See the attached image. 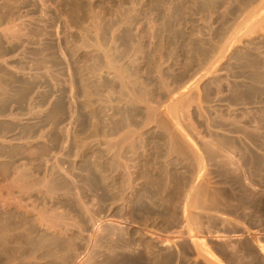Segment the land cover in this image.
<instances>
[{
  "label": "rangeland",
  "instance_id": "obj_1",
  "mask_svg": "<svg viewBox=\"0 0 264 264\" xmlns=\"http://www.w3.org/2000/svg\"><path fill=\"white\" fill-rule=\"evenodd\" d=\"M4 3L8 18L6 20L2 18ZM95 26L99 35L94 34L96 33ZM151 31L154 35H151ZM97 35L100 40L95 42L98 40L95 38ZM11 36L15 37L14 40H11ZM114 40L117 44L114 45L115 47L112 45L115 44ZM130 40L132 42L129 43ZM0 41V167L5 161V164L11 166V180L13 173H16L15 168L23 169L25 165H31L22 170H28L23 173L30 177H24L26 196L24 194L25 197L22 196V201L29 204H24L29 210H25L23 204L20 208L17 204L15 205L18 202L14 200V194L15 197L18 195L16 190L13 191V195L11 194V201L8 200L12 202L13 198L15 203L12 202L13 204H7L4 207L0 203L2 217L4 215L7 217L4 219L8 222H6L7 227L15 228V230L12 229L11 240L5 245V249L1 250L0 264H15L16 262L22 264L20 255L26 254L32 248L27 243H21L18 246L16 242L17 240L26 241L37 232L47 238H52L55 246L48 250L47 244H44L47 253L43 255L41 251L35 250L34 259L36 261H32V264H115L117 260L119 264H264V0H0ZM109 41L114 42L110 44ZM99 43L103 46H101L102 50L98 49L100 46L97 44ZM183 45L186 47L184 48ZM108 48H111L109 53L113 50L110 56H114L115 51L122 50L120 51L122 54L117 51L118 54L115 52V57L112 56V59L115 58L114 62L120 63L122 59H126L121 63L122 66L125 64L123 67L114 63L115 70L118 68L128 70L126 71L129 75L128 79L130 78L133 84L145 85V88L144 85L137 88L135 85L127 84L128 91L133 87V90L139 94L142 88L146 89L140 94L143 102L140 101L141 99L136 100L143 106L135 101H126L129 100L128 96L126 97L128 99L123 98L125 101L122 99L125 94L124 90L121 85L117 86L119 81L113 80L114 75L110 77L115 70L113 66L112 71L105 64L106 58L104 57L109 54L106 52ZM157 48L160 49L157 50ZM25 49L29 53L27 50L24 51ZM37 49L41 51L39 53L40 55L42 53L43 57L42 55L38 57ZM212 53H215L216 62L215 67L209 68L214 63L210 60L215 58ZM159 55L164 59L163 62H160ZM117 57L120 59L116 60ZM127 57L130 58L132 64ZM157 63L160 64L157 65ZM209 64L211 65L208 66ZM105 65L109 69H102ZM158 69H162L163 72ZM109 70H111L110 74ZM157 72L163 74L159 76ZM193 72L199 76L202 74L201 78L197 75L199 81L195 78L196 75L193 76ZM2 76H5L6 81ZM162 76L167 79H163ZM190 78H192L191 82ZM182 82L187 83L189 88L194 85L191 87L194 89L197 84L198 92L191 88L186 91V85L180 87ZM71 83L75 86L73 87ZM98 83L109 87L105 86L104 88H107L104 89ZM162 83L164 86L170 83L169 86L172 84L173 87H166V89ZM162 88L167 90L168 93L163 89L166 95ZM128 91L126 90V93ZM143 92L146 93L144 95L149 103L153 104L151 107L153 110L161 103L165 106L160 105L164 111L167 108L165 104H170L168 103L170 101L174 105L177 103L176 107L183 102L181 104H184V107H180L182 112L180 108L175 110L183 114L179 116L184 117V121L178 124L181 119L178 114L175 116L179 119L173 120L176 117L172 110L169 115L166 111L162 112L157 108L155 111H160V114L154 116L156 112L150 111V116V105L146 99L147 102H145ZM176 92L184 94L182 96V93L176 94ZM178 95H181V98ZM39 97L41 99H38ZM72 97H75L74 100L71 99ZM17 101L20 103L17 104ZM87 105L89 109L86 108ZM147 105L149 106L145 109ZM16 108L18 110H15ZM143 108L148 110L149 114ZM69 109L74 111H69ZM90 109L93 112L89 111ZM47 110L54 112L47 114ZM98 112V116L96 115L97 117L95 116L93 120V114ZM104 113L108 114V117ZM15 114L17 116H14ZM124 114L128 115L125 116V118L128 117L126 120L129 119L127 122ZM163 114L164 116L168 114V121L171 119L176 121L175 123L172 121L171 125L170 122L169 125L167 124L171 128L170 132L173 131L174 134L172 132V134H166L161 127H156L157 124L153 118H157L158 115L166 119L167 117H163ZM53 116H56V119ZM148 116L153 117L151 118L154 122H152L153 126L149 125L151 121H147ZM105 118L109 121L106 119L104 123ZM142 121L148 124L145 123V125ZM168 121L165 120V123ZM192 122L196 123L197 129L194 127V132L191 131L193 130ZM7 123L9 127L11 126L10 129ZM142 123L146 128L149 125L150 130L143 131L146 128L142 126ZM174 124L182 125L180 129L185 128L184 132L178 128V125L172 127ZM138 127L142 128L141 131ZM176 127L180 130H178L179 134L181 132L182 135L185 133L187 135L179 137V134L174 132ZM107 128H110L112 133L110 131V133H104ZM136 129H138L137 133L132 134L135 136L132 138L129 131L135 133ZM196 131L199 132L197 135ZM119 132L120 137L118 135L115 138ZM124 132L135 141H129V136L126 134H124L126 138L121 137ZM170 135H178L179 141L176 139L177 142H180L179 138L182 141L187 136L186 138L192 139L190 140L193 143L188 141L193 146L186 145L189 142L184 139L186 141L181 142L183 154L178 148V153L181 154L177 155L174 150L177 147H172L170 144L172 142H168ZM23 140L30 142V145L26 141L23 143ZM118 140L121 146L120 143L117 145ZM42 144L48 146L49 149L51 147V150L47 153L48 156L38 157L41 161L36 158L34 159L36 162L33 160L34 162L30 163L18 152L25 147L43 146ZM106 144L115 150L112 149L110 152L111 149L109 150ZM130 144L135 145L131 147L134 149H129ZM82 145L86 148L85 150L82 148L83 155L80 154L79 158H75V154H69L66 151L69 148L81 151ZM116 145L119 147H117L119 155L116 153ZM168 147L172 148L168 150ZM125 148L128 150L125 151ZM52 154L57 156V159ZM69 157H74L75 160ZM113 157L117 162L119 161L115 168L108 166ZM51 170L54 171L51 172ZM61 170L66 172L62 173ZM109 172L115 174H109ZM66 173H68L67 176ZM90 173L101 180L99 188H93L90 185L88 179ZM56 177L67 179L69 189L58 187L55 190L52 188ZM45 178L50 183L45 181ZM0 179L1 184L3 180L1 177ZM32 181L35 188L42 185L41 182L47 183H43L42 188L40 186L37 191L34 190V186L30 185L33 184ZM28 187L32 190L26 189ZM83 188H89L88 192L83 193ZM66 190L70 191L69 194ZM78 192L81 196L77 195ZM16 199L18 200V197ZM50 199L52 201H49ZM54 200L59 202H54ZM32 203L37 204L32 206ZM36 205L37 211H34ZM31 208L33 211L30 210ZM7 211L11 215L15 213V216L25 217L28 223L20 224L19 222L18 224L19 218L13 215L12 218L8 217ZM29 212L33 214H30V217ZM14 254L15 257L17 256L15 261H9ZM40 256L43 259H40Z\"/></svg>",
  "mask_w": 264,
  "mask_h": 264
},
{
  "label": "bare ground",
  "instance_id": "obj_2",
  "mask_svg": "<svg viewBox=\"0 0 264 264\" xmlns=\"http://www.w3.org/2000/svg\"><path fill=\"white\" fill-rule=\"evenodd\" d=\"M170 1H171V0H170ZM5 2H6V1H5ZM142 2H143V1H142ZM176 2H177V1H176ZM137 3H138V2H137ZM178 3H179V2H178ZM173 4H174V3H173ZM137 5H138V4H137ZM167 5H168V3L166 4V6H167ZM169 5H170V3H169ZM2 6L4 7V11L2 12V14H3L2 18L6 20V19H8V18H7V10L5 9V8H6L5 3H4V5H2ZM14 6H15V5H14ZM139 6H140V5H139ZM161 6H162V5H161ZM162 7H164V6H162ZM168 8H170V6H169ZM178 8H179V7H178ZM197 8H198V7H197ZM176 9H177V8H176ZM171 10H172V9H171ZM166 11H168V10H166ZM166 11H165V12H166ZM169 11H170V10H169ZM184 11H185V10H184ZM8 12H9V11H8ZM165 12H164V14H165ZM136 14H138V13H136ZM162 14H163V13H162ZM168 14H169V13H168ZM168 14H167V15H168ZM184 14H185V13H184ZM8 15H9V14H8ZM131 15H133V14H131ZM135 16H136V15H135ZM137 16H138V15H137ZM165 16H166V15H165ZM174 16H175V15H174ZM184 19H185V18H184ZM152 20H153V19H152ZM154 20H156V19H154ZM165 20H166V19H165ZM198 20H199V19H198ZM191 21H192V20H191ZM11 22H13V21H11ZM174 22H175V21H174ZM198 22H199V21H198ZM9 23H10V22H9ZM15 23H16V22H15ZM154 23H155V21H154ZM157 23H158V22H157ZM194 23H195V22H194ZM13 24H14V23H13ZM64 24H65V23H64ZM178 24H179V23H178ZM192 24H193V22H192ZM192 24H191V25H192ZM195 24H196V23H195ZM94 25H96V24H94ZM149 25H150V24H149ZM185 25H186V24H185ZM193 25H194V24H193ZM6 26H7V25H6ZM11 26H12V25H11ZM129 26H130V25H129ZM131 26L133 27V25H131ZM152 26H153V25H152ZM157 26H158V25H156V27H157ZM173 26H174V25H173ZM179 26H180V25H179ZM179 26H177V27H179ZM196 26H197V25H196ZM198 26H199V25H198ZM22 27H23V26H22ZM132 27H130V29H131ZM158 27H159V26H158ZM2 28H3V27H2ZM7 28H9V26H7ZM142 28H143V27H142ZM169 28H170V27H169ZM184 28H185V27H184ZM191 28H192V27H191ZM5 29H6V28H4V30H5ZM11 29H12V27H11ZM11 29H7V30H8V31H9V30L12 31ZM95 29H96V31H95ZM95 29H94V31H95L96 33H94V34H98V35H99V31L97 30L96 26H95ZM150 29H151V28H150ZM174 29H175V28H174ZM196 29H197V28H196ZM198 29H199V27H198ZM7 30H6V31H7ZM68 30H69V29H68ZM133 30H135V29H133ZM133 30H132V31H133ZM147 30H148V29H147ZM153 30H155V29H153ZM18 31H19V30H18ZM65 31H66V30H65ZM195 31H196V30H195ZM197 31H198V30H197ZM3 32H4V31H3ZM16 32H17V31H16ZM19 32H20V31H19ZM134 32H135V31H134ZM184 32H185V31H184ZM187 32H188V31H187ZM198 32H200V31H198ZM5 33H7V32H5ZM157 33H158V32H157ZM190 33H191V32H190ZM193 33H194V32H193ZM193 33H192V34H193ZM11 34H12V32H11ZM66 34H67V33H66ZM125 34H126V33H125ZM152 34H153V32L151 31V35H152ZM197 34H198V33H197ZM197 34H196V35H197ZM9 35H10V34H9ZM9 35H8V37H9ZM24 35H25V34H24ZM98 35H97L95 38H97ZM127 35H129V34L127 33ZM142 35H143V34H142ZM153 35H154V34H153ZM163 35H164V34H163ZM14 36H15V35H14ZM17 36H18V35H17ZM172 36H173V35H172ZM188 36H190V35H188ZM191 36H192V35H191ZM193 36H194V34H193ZM197 36H198V35H197ZM11 37H12V36H11ZM35 37H36V36H35ZM112 37H113V36H112ZM128 37H129V36H128ZM151 37H152V36H151ZM168 37H169V36H168ZM184 37H185V36H184ZM13 38H15V37H12L11 40H14ZM18 38H20V37H18ZM18 38H17V39H18ZM125 38H126V37H125ZM130 38H131V37H130ZM162 38H163V37H162ZM97 39H98V38H97ZM111 39H112V38H111ZM111 39H110V40H111ZM126 39H127V38H126ZM163 39H164V38H163ZM192 39H193V38H192ZM194 39H195V38H194ZM197 39H198V38H196V40H197ZM99 40H100V39H98L97 41L95 40V42H98ZM115 40H116V39H115ZM115 40H114V41H115ZM128 40H129V39H128ZM8 41H9V40H8ZM15 41H16V40H15ZM65 41H66V40H65ZM111 41H112V40H111ZM111 41H109L110 44H112V43L114 42V41H113V42H111ZM126 41H127V40H126ZM153 41H154V40H153ZM0 42H1V41H0ZM13 42H14V41H13ZM69 42H70V41H69ZM130 42H132V40H130L129 43H130ZM124 43H125V42H124ZM163 43H164V41H163ZM186 43H187V42H186ZM7 44H8V43H7ZM11 44H12V43H11ZM9 45H10V44H9ZM13 45H14V44H13ZM98 45L100 46L99 48L97 47ZM112 45H113V46H114V45L116 46V45H117V44H116V41H115V44H112ZM160 45H161V44H160ZM160 45H159V46H160ZM163 45H164V44H163ZM166 45H167V43H166ZM166 45H165V46H166ZM6 46H8V45H6ZM37 46H38V45H37ZM95 46H96V45H95ZM97 46H96V47H97L98 49H100L101 46H102V44L99 43V44H97ZM115 46H114V47H115ZM187 46H188V45H187ZM102 47H103V46H102ZM183 47H184V45H183ZM185 47H186V46H185ZM185 47H184V48H185ZM23 48H24V47H23ZM111 48H112V47H111ZM111 48H108L109 50H107L106 52L110 51ZM28 49H29V48H28ZM46 49H47V48H46ZM46 49H45V50H46ZM102 49H103V48H101V50H102ZM112 49H113V48H112ZM117 49H118V47H117ZM153 49H154V48H153ZM158 49H160V48H157V50H158ZM2 50H3V48H2ZM22 50H23V49H22ZM26 50H27V49H25L24 51H26ZM35 50H36V49H35ZM105 50H106V49H105ZM157 50H156V51H157ZM211 50H212V49H211ZM5 51H6V50H5ZM27 51H28V50H27ZM32 51H33V49H32ZM37 51H38V49H37ZM42 51H43V50H42ZM112 51H113V50H111V52H112ZM117 51H118V50H117ZM117 51H115V52H117ZM120 51L122 52V50H120ZM120 51H118V52H120ZM154 51H155V49H154ZM162 51H163V50H162ZM39 52H41V51H38V53H39ZM45 52H46V51H45ZM102 52H103V51H102ZM111 52H110V53L108 52L109 54H106L105 52H103L104 54H106V57H104V59L106 58V59H105V60H106V61H105L106 63H105V62H104V63L107 64V65L110 67V69H111L112 71H113V69L111 68L112 66H113V68H114L116 65H118V64H120V66L118 65L119 67H123V66H125V64L122 66L121 63H123L124 60H126V59H124V60L122 59L123 61L121 60L122 62H121V61H120V63L117 62V63H118V64H117L116 61L114 62V59H115V58L112 59V56H113V55L110 56V54H112ZM115 52H114V56H113V57H115ZM118 52H117V54H118ZM121 52H120V53H121ZM189 52H190V50H189ZM13 53H14V52H13ZM21 53H24V52H21ZM28 53H29V51H28ZM34 53H35V52H34ZM34 53H33V55H34ZM36 53H37V52H36ZM38 53H37V54H38ZM156 53H157V52H156ZM156 53H155V54H156ZM161 53H162V52H160V54H161ZM187 53H188V52H187ZM215 53L217 54L218 52L216 51ZM215 53H214V54L212 53V54L215 56ZM25 54H26V52H25ZM43 54H44V53H43ZM121 54H122V53H121ZM155 54H154V55H155ZM158 54H159V51H158ZM35 55H36V54H35ZM41 55H42V53H41ZM41 55H40V53H39L38 57H39V56L41 57ZM45 55H47V53H45ZM194 55H195V53H194ZM2 56H3V55H2ZM51 56H53V55L51 54ZM104 56H105V55H104ZM118 56H120V54H119ZM155 56H156V55H155ZM42 57H43V55H42ZM45 57H46V56H45ZM125 57H126V56H125ZM129 57H130V55H129ZM158 57H161V55H159ZM163 57H164V56H163ZM197 57H198V56H197ZM210 57H211V56H210ZM217 57H218V56H217ZM1 58H2V57H1ZM50 58H51V57H50ZM120 58H121V56H120ZM120 58L117 57L116 60H119ZM123 58H124V56H123ZM153 58H154V56H153ZM164 58H165V57H164ZM22 59H23V58H22ZM24 59H25V58H24ZM42 59H43V58H42ZM104 59H103V61H104ZM127 59H128V61L130 62V58L127 57ZM159 59H160V58H159ZM211 59H212V58H211ZM215 59H216V56H215L214 60H213V59L210 60V61H212V63H213V61H214V63L212 64L213 66H212L211 64H209L208 66L211 65L209 68H211V67H215V66H214V65H215V62H216ZM43 60H44V59H43ZM162 60H164V59H162V57H161L160 62H163ZM197 60H198V59H197ZM132 61H133V59H132ZM158 61H159V60H158ZM190 61H191V60H190ZM208 61H209V60H208ZM35 62H36V61H35ZM164 62H166V61H164ZM114 63H115L116 65H115ZM127 63H128V62H127ZM166 63H167V62H166ZM9 64H10V63H9ZM41 64H42V63H41ZM48 64H49V63H48ZM113 64H114V65H113ZM130 64H132V62H130ZM150 64H151V63H150ZM154 64H155V63H154ZM159 64H160V63H159ZM159 64L157 63V65H159ZM162 64H163V63H162ZM162 64H161V66H162ZM188 64H189V63H188ZM190 64H191V63H190ZM193 64H194V63H193ZM126 65H127V64H126ZM128 65H129V64H128ZM29 66H31V65H29ZM41 66H42V65H41ZM46 66H47V65H46ZM118 66H117V68H118ZM187 66H188V65H187ZM6 67H7V66H6ZM33 67H34V66H33ZM157 67H158V68H162V67H159V66H157ZM157 67H156V69H157ZM45 68H46V67H45ZM104 68H105V69H106V68L109 69L106 65H105V67H104V66L102 67V69H104ZM115 68H116V67H115ZM115 68H114V70H115ZM126 68H127V67H126ZM126 68H125V69H126ZM209 68H208V69H209ZM1 69H4V68L1 67ZM208 69H207V70H208ZM4 70H5V69H4ZM6 70H7V69H6ZM44 70H45V69H44ZM100 70H101V69H100ZM111 70H109L108 73H109ZM118 70H119V71H118ZM122 70H123V71H122ZM122 70H121V68H120V69L118 68V69L115 70L116 72L114 71L115 73H114V72H113V74L111 73L112 75L109 73V74H110V77H112V76L114 75V76H113V80L116 79V80L119 81V82L117 81L118 83L116 82V83L118 84V85H117V84H116V85H117V86H120V85H121L122 89L124 90V93H125V94H124L123 97L120 96V93H119L120 98L122 97V99H123L124 97L126 98V97L128 96L129 100H126V101H130V100H131V102L135 101V102H137V104H138V103H139V102H138V101H139L138 99H141V95H140V94L142 93V91H144V90H146V89H143V88L141 87L143 90L141 89V91H140L141 93H140V94H139V93H136L135 90H133V87H132V90L129 89V91H128L129 86L127 87V84L129 85V83H130L131 85H135L136 83L133 84L132 81H131V79H130V78L128 79V76H129V75H127V72H126V71H128V70H126V71H125L124 69H122ZM158 70H159V69H158ZM160 70L162 71V69H160ZM160 70H159V71H160ZM209 70H210V69H209ZM37 71H38V70H37ZM46 71H47V73H48V69H47V68H46ZM68 71H70V70H68ZM106 71H107V70H106ZM154 71H155V70H154ZM159 71H158V72H159ZM158 72H157V73H158ZM162 72H163V71H162ZM162 72H160V74H161ZM10 73H12V72H10ZM13 73H14V72H13ZM164 73H165V72H164ZM182 73H183V72H182ZM191 73H192V72H191ZM195 73H196V71H195ZM197 73H199L198 70H197ZM7 74H8V73H7ZM99 74H100V73H99ZM105 74H107V73H105ZM109 74H108V76H109ZM128 74H129V73H128ZM158 74H159V73H158ZM160 74H159V76H160ZM162 74H163V73H162ZM169 74H171V73H169ZM193 74H194V72H193ZM14 75H15V74H14ZM38 75H39V74H38ZM171 75H172V74H171ZM188 75H189V73H188ZM191 75H192V74H191ZM195 75H196V76H195ZM197 75H198V74H194L193 76H195V78H197V80L199 81V80H200L199 78H201V75H202V74H201L200 76L198 75L199 78L197 77ZM8 76H10V74H9ZM70 76H71V75H70ZM159 76H158V77H159ZM165 76H166V75H165ZM172 76H173V75H172ZM3 77L5 78V76H2V78H3ZM33 77H34V76H33ZM100 77H101V76H100ZM130 77H131V76H130ZM169 77H170V76H169ZM190 77H191V76H190ZM0 78H1V75H0ZM8 78H10V77H8ZM15 78H16V77H15ZM72 78H73V77H72ZM104 78H105V77H104ZM162 78L165 79L166 77L164 78V76H162ZM174 78H175V77H174ZM187 78H188V77H187ZM187 78H186V79H187ZM195 78H193V79H195ZM17 79H18V78H17ZM82 79H83V77H82ZM87 79H88V78H87ZM87 79H85V80H86V81H89V80H87ZM105 79H106V78H105ZM108 79H109V78H108ZM132 79H133V78H132ZM158 79H159V78H158ZM166 79H167V78H166ZM169 79H170V78H169ZM171 79H172V78H171ZM186 79H185V80H186ZM191 79H192V78H190V82H191ZM3 80H4V79H3ZM11 80H12V78H11ZM13 80H15V79H13ZM85 80H84V81H85ZM98 80H99V79L97 78V82H98ZM110 80H111V78H110ZM113 80H112V81H113ZM172 80H173V79H172ZM188 80H189V79H188ZM195 80H196V79H195ZM195 80H194V81H195ZM5 81H6V78H5ZM84 81H82V82L84 83ZM101 81H102V79H101ZM105 81H106V80H105ZM133 81H134V80H133ZM170 81H171V80H170ZM198 81H196L197 84H198ZM12 82H13V81H12ZM45 82H46V81H45ZM73 82H74V81H73ZM82 82H81V84H82ZM103 82H104V80H103ZM106 82H107V81H106ZM106 82H105V84H106ZM110 82H111V81H110ZM163 82H164V81H163ZM185 82H186V81H185ZM190 82H189V84H191ZM192 82H193V80H192ZM2 83H5V82H2ZM13 83H14V82H13ZM35 83H36V82H35ZM69 83H70V82H69ZM114 83H115V82H114ZM119 83H120V84H119ZM171 83H172V82H171ZM177 83H178V82H177ZM194 83H195V82H194ZM71 84H72V83H71ZM85 84H88V83L85 82ZM163 84H164V83H162V85H163ZM169 84H170V83H169ZM169 84L166 85V86H164V85H163V86H164L165 88H166V87L168 88V87H171L173 83H172L170 86H169ZM178 84H179V83H178ZM186 84H187V83L183 84V82H182V84L180 85V87H182L183 85H186ZM192 84H193V83H192ZM195 84H196V83H195ZM197 84L195 85V89H196V90H195L194 88H191V87H193L194 85H192L190 88H191V89H194L196 92H198V90H197V88H198ZM1 85H2V84H1ZM5 85H6V84H5ZM7 85H8V84H7ZM14 85H15V84H14ZM20 85H21V84H20ZM25 85H26V84H25ZM73 85H74V84H72V86H73ZM82 85H83V84H82ZM82 85H81V86H82ZM88 85H89V84H88ZM98 85H99V83H98ZM100 85H101V83H100ZM100 85H99V86H100ZM131 85H130V86H131ZM142 85H144V84H142ZM142 85H141V84H139V86H138V85H135V87L137 86V88H138V87H140V86H142ZM173 85H174V87H176L175 84H173ZM187 85H188V84H187ZM187 85H186L187 88L184 86V87L186 88V91H187V89L189 88V87H188L189 85H188V86H187ZM9 86H10V85H9ZM9 86H7V87H9ZM12 86H13V85H12ZM12 86H11V87H12ZM28 86H29V85H28ZM45 86H46V84H45ZM74 86H75V85H74ZM74 86H73V87H74ZM102 86H103V85H101V87H102ZM105 86H107V85H104L102 88H104ZM163 86H161V87H163ZM2 87H3V86H2ZM7 87H6V88H7ZM11 87H10V88H11ZM13 87H14V86H13ZM22 87H23V86H22ZM22 87H21V88H22ZM31 87H32V85H31ZM33 87H34V86H33ZM82 87H83V86H82ZM85 87H86V86H85ZM107 87H109V86H107ZM107 87H106V88H107ZM135 87H134V88H135ZM172 87H173V86H172ZM172 87H171V88H172ZM177 87H179V86H177ZM180 87H179V88H180ZM0 88H1V87H0ZM106 88H104V89H106ZM144 88H145V85H144ZM167 88H166V89H167ZM190 88H189V89H190ZM11 89H12V88H11ZM104 89H103V91H104ZM117 89H118V88H117ZM163 89H164V88H162V91H163ZM174 89L176 90V88H174ZM180 89H181V88H180ZM180 89H179V90H180ZM12 90H14V89H12ZM73 90H75V89H73ZM73 90H72V92H74ZM126 90L128 91L127 93H126ZM164 90H165V89H164ZM177 90H178V89H177ZM179 90H178V91H179ZM7 91H8V88H7ZM81 91H82V90H81ZM81 91H80V92H81ZM89 91H90V90H89ZM91 91H92V90H91ZM107 91H108V90H107ZM109 91H110V90H109ZM182 91H183V90H182ZM20 92H21V91H20ZM120 92H121V91H120ZM145 92H146V91H145ZM163 92H164V91H163ZM165 92L168 93L167 90H165ZM165 92H164V93H165ZM183 92H184V91H183ZM183 92H179V93L176 92V94H181V93H182L181 95L183 96V94L185 93V92H184V93H183ZM6 93H7V92H6ZM12 93H13V92H12ZM87 93H89V92H87ZM90 93H91V92H90ZM106 93H107V92H106ZM110 93H112V92H110ZM110 93H108V94H110ZM117 93H118V91H117ZM166 93H165V95H166ZM9 94H10V93H9ZM74 94H75V93H74ZM80 94H81V93H80ZM92 94H93V93H92ZM144 94H146V93L143 92V94H142L143 97H144V100H145V99H146V98H145L146 96H145ZM27 95H28V94H27ZM81 95H82V94H81ZM181 95H178V96L180 97ZM72 96H73V95H72ZM160 96H161V95H160ZM197 96H198V95H197ZM197 96H196V97H197ZM85 97H87V96H85ZM90 97H91V95H90ZM90 97H87V98H90ZM163 97H164V96H163ZM168 97H169V96H168ZM74 98H75V97H72L71 99L74 100ZM83 98H84V97H83ZM125 98H124V99H125ZM128 98H126V99H128ZM177 98H178V97H177ZM180 98H181V97H180ZM11 99H12V97H11ZM38 99H41V98L39 97ZM62 99H63V98H62ZM90 99H92V98H90ZM124 99H123V100H124ZM167 99H169V98H167ZM196 99H197V98H196ZM57 100H59V99H57ZM72 100H71V101H72ZM136 100H138V101H136ZM142 100H143V99H141L140 101L143 102ZM146 100H147V99H146ZM146 100H145V102L148 101V100H147V101H146ZM161 100H162V99H161ZM163 100H166V98H165V99L163 98ZM197 100H198V99H197ZM13 101H14V100H13ZM13 101H12V102H13ZM15 101H16V99H15ZM60 101H61V100H60ZM124 101H125V100H124ZM58 102H59V101H58ZM63 102H64V101H63ZM75 102H76V101H75ZM83 102H84V100H83ZM85 102H87V101H85ZM90 102H91V101H90ZM145 102H144V103H145ZM161 102H162V101H161ZM164 102H165V101H163V103H164ZM171 102H172V101H170V102H168V103L171 104ZM195 102H196V101H195ZM16 103L18 104V103H20V102L17 101ZM38 103H39V102H38ZM59 103H60V102H59ZM61 103H62V102H61ZM61 103H60V104H61ZM73 103H74V102H73ZM91 103H92V102H91ZM129 103H130V102H129ZM147 103H149V101H148ZM147 103H146V104H147ZM172 103H173V102H172ZM181 103H183V102H180V103H179V104L182 105V106L179 105L178 107H176V104H177V103H175V105H174V103H173V104H172L173 107H171L172 105L170 106V104H165V105H167V108H165L166 110H164V111L162 110V109H164V108H161V106L163 105L162 103H161V104H158L160 108L157 107L158 105H156V107H157L158 109H161L162 112H165V111H166L169 115H170L171 110H172L173 114L175 113V114H174V117L177 116L176 114H178V117H180L179 114H182V113H180V112H182V110H181L182 108H180V107H184V106H183L184 104H181ZM11 104H12V103H11ZM24 104H25V103H24ZM64 104H65V103H64ZM74 104H75V103H74ZM131 104H132V103H131ZM131 104H130V105H131ZM139 104H140V103H139ZM142 104H143V103H142ZM197 104H198V102H197ZM15 105H16V104H15ZM50 105H51V104H50ZM92 105H93V104H92ZM135 105H136V103H135ZM135 105H134V106H135ZM140 105H141V104H140ZM149 105H150V106H149ZM149 105H147L145 109H147L148 106H149V112H150V111H152V112L154 111L153 113L156 112L155 115H154L153 113H152V115L156 116V114H158V115L160 114V111H159V112H158V111H155L157 108H156L155 110H153V108H151V107L153 106V104L151 105V102L149 103ZM160 105H161V106H160ZM168 105H169V107H168ZM11 106H12V105H11ZM29 106H30V105H29ZM66 106H67V105H66ZM75 106H76V104H75ZM89 106H90V104H89ZM141 106H143V105H141ZM12 107H15V106H12ZM70 107H71V104H70ZM76 107H77V106H76ZM93 107H94V105H93ZM137 107H139V106H137ZM144 107H145V106H144ZM154 107H155V105H154ZM162 107H165V106L163 105ZM174 107H176V108H174ZM10 108H11V107H10ZM63 108H64V107H63ZM66 108H67V107H66ZM73 108H74V107H73ZM86 108L89 109L88 105L86 106ZM90 108H91V107H90ZM177 108H180L179 110H181V111H180V112H179V111H176V110H178ZM30 109H31V108H30ZM70 109H71V108H70ZM70 109H69V111H74V110H70ZM143 109H144V108H143ZM145 109H144V111H145V112H148V110L146 111ZM168 109H170V111H167ZM175 109H176V110H175ZM15 110H18V109L16 108ZM60 110H61V109H60ZM94 110H95V109H94ZM11 111H12V110H11ZM29 111H30V110H29ZM61 111H62V110H61ZM67 111H68V110H67ZM89 111H92V110L90 109ZM103 111H104V110H103ZM103 111H102V112H103ZM14 112H15V111H14ZM14 112H13V113H14ZM19 112H21V111H19ZM19 112H18V113H19ZM22 112H23V111H22ZM46 112H47V114H49L48 112H51V111H48V110H47ZM46 112H45V114H46ZM52 112H54V111H52ZM52 112H51V113H52ZM58 112H59V111H58ZM62 112H64V111H62ZM75 112H77V111H75ZM75 112H74V114L76 115ZM92 112H93V111H92ZM102 112H101V113H102ZM149 112H148V114H149ZM157 112H158V113H157ZM169 112H170V113H169ZM178 112H179V113H178ZM13 113H12V114H13ZM15 113H16V112H15ZM64 113H65V112H64ZM70 113H71V112H70ZM72 113H73V112H72ZM78 113H79V110H78ZM101 113H100V115H101ZM118 113H119V112H118ZM16 114H17V113H16ZM16 114H15L14 116H17ZM20 114H21V113H20ZM24 114H25V112H24ZM52 114H53V113H52ZM56 114H57V113H56ZM60 114H61V113H60ZM98 114H99V112H98L97 114H95V115L93 114V116H92L93 120H95L94 117H95L96 115L98 116ZM105 114H106V113H104V115H105ZM161 114H162V113H161ZM168 114H167V116H168ZM10 115H11V114H10ZM10 115H9V117L11 118ZM50 115H51V114H50ZM64 115H65V114H64ZM71 115H72V114H71ZM81 115H82V114H81ZM102 115H103V114H102ZM107 115H108V114H107ZM107 115H105V116H107ZM158 115H157V118H155V117L153 118V117H149V116H148L147 121L150 122V121H151V118H153V120L155 119V122H156V124H157L156 127H157V126H158V127H161V129L164 130L166 134H167V133L172 134L173 131H171V132H172V133H171V132H170V129H171V128H169V126H168V125H169V122H170V125H171L173 120H176V121H177L179 118L176 117L175 119H173V120L171 119V120L168 121V117H169V116L167 117L166 115L164 116V114H163V117H167L166 119H163L162 116H159V117H158ZM175 115H176V116H175ZM194 115H195V114H194ZM21 116H22V115H21ZM46 116H47V115H46ZM57 116H58V114H57ZM61 116H63V115H61ZM72 116H73V115H72ZM72 116H71V117H72ZM82 116H84V115H82ZM97 116H96V117H97ZM122 116H123V115H121V117H122ZM125 116H128V115H125V114H124V119H125V121L127 122V120H129V119L126 120V118H128V117L125 118ZM150 116H151V112H150ZM181 116H183V114H182ZM18 117H19V115H18ZM53 117H54V116H53ZM58 117H59V116H58ZM65 117H66V116H65ZM75 117H76V116H75ZM84 117H86V116H84ZM89 117H90V116H89ZM96 117H95V118H96ZM107 117H108V116H107ZM170 117L172 118V114H171ZM174 117H173V118H174ZM196 117H197V120H198V116H196ZM14 118H15V117H14ZM21 118H22V117H21ZM50 118H52V117H50ZM87 118H88V117H87ZM149 118H150V119H149ZM180 118H181V117H180ZM183 118H184V117H183ZM183 118H181V119H183ZM11 119H12V118H11ZM11 119H10V120H11ZM18 119H19V118H18ZM54 119H56V116L54 117ZM70 119H71V118H70ZM106 119L109 121L108 118H105L104 123L106 122ZM148 119H149V120H148ZM181 119H179L178 124H180V122L184 121V119H183V120H181ZM192 119H193V118H192ZM45 120H46V119H45ZM62 120H63V119H62ZM93 120H92V122H94ZM153 120L151 121V124L149 123V125H152ZM165 120H167L168 123H165ZM180 120H181V121H180ZM19 121H20V120H19ZM19 121H18V123H19ZM21 121H22V119H21ZM21 121H20V122H21ZM63 121H64V120H63ZM108 121H107V122H108ZM123 121H124V120H123ZM176 121H173V122L175 123ZM193 121H194V120H193ZM13 122H14V120H13ZM48 122H49V121H48ZM51 122H52V121H51ZM70 122H71V121H70ZM79 122H80V121H79ZM98 122H99V121H98ZM126 122L124 123L125 125L127 124ZM142 122H143V121H142ZM21 123H22V122H21ZM55 123H56V122H55ZM95 123H96V122H95ZM128 123H130V122L128 121ZM143 123L145 124V123H147V122H143ZM143 123H142V126L144 125ZM153 123H154V122H153ZM19 124H20V123H19ZM23 124H24V123H23ZM23 124H22V125H23ZM52 124H53V123H52ZM71 124H74V123H71ZM106 124H107V123H106ZM124 124H123V125H124ZM147 124H148V123H147ZM167 124H168V125H167ZM178 124H176V125L174 124L172 127H175V126H177ZM181 124H182V123H181ZM192 124H193V130H191V131L194 132V131H195L194 127L196 126V125H195L196 123L194 124V123L192 122ZM10 125H11V124H10ZM25 125H26V124H25ZM28 125H29V124H28ZM38 125H39V124H38ZM59 125H60V124H59ZM83 125H84V123H83ZM92 125H93V123L91 124V126H92ZM98 125H99V124H98ZM100 125H101V124H100ZM102 125H103V124H102ZM109 125H110V122H109ZM111 125H112V124H111ZM128 125H129V124H128ZM145 125H146V124H145ZM145 125H144V126H145ZM149 125H148V128H146V126H145L144 128H146V129H144L143 131H145V130L147 131V129H148V131H149V130H150V129H149V127H150ZM182 125H183V124H182ZM182 125H180V126L178 125V126H179L178 128H179V129H180V128L182 129ZM184 125H185V124H184ZM7 126L9 127L8 123H7ZM14 126H15V125H14ZM14 126H13V127H14ZM17 126H18V125H17ZM40 126H42V125H40ZM48 126H50V125H48ZM55 126H56V125H55ZM142 126H141V127H142ZM152 126H153V125H152ZM10 127H11V126H10ZM10 127H9V129H10ZM28 127H29V126H28ZM67 127H68V126H67ZM73 127H74V125H73ZM75 127H76V126H75ZM92 127H93V126H92ZM92 127H91V129H92ZM125 127H126V126H125ZM141 127H140V128L138 127V129H140V131H141V129H142ZM156 127H155V129H156ZM158 127H157V128H158ZM170 127H171V126H170ZM188 127H189V126H188ZM16 128H17V127H16ZM29 128H30V127H29ZM34 128H38V129H39V127H35V126H34ZM105 128H106V127H105ZM110 128L112 129L113 127H110ZM110 128L105 129V130H104L105 132H104V131H103V132H104V133H106V132L110 133V132H111V131H110ZM150 128H151V127H150ZM189 128L192 129V127H189ZM195 128H196V127H195ZM113 129H114V128H113ZM115 129H116V128H115ZM127 129H128V128H126V130H127ZM138 129L135 130V131H136L135 133H134V131H133V133H131L130 131H132V130L130 129L129 134H131V136H132V134L135 135V134L137 133V130H138ZM174 129H175V128H173V130H174ZM179 129H177V127H176V129H175V131H174L175 134H176V133L179 134V131L181 130V129H180V130H179ZM184 129H185V128H184ZM184 129H183V130H184ZM196 129H197V128H196ZM28 130H29V129H28ZM31 130H32V129H31ZM93 130H95V128H94ZM119 130H120V129H119ZM123 130H124V128H123ZM178 130H179V131H178ZM183 130H181V131L184 132ZM16 131H17V130H16ZM29 131H30V130H29ZM29 131H28V132H29ZM50 131H51V130H50ZM88 131H89V130H88ZM88 131H87V132H88ZM90 131H91V130H90ZM109 131H110V132H109ZM117 131H118V130H117ZM157 131H158V130H157ZM176 131H177V132H176ZM197 131H198V130H197ZM197 131H196V135L199 133V132L197 133ZM10 132H11V131H10ZM18 132H19V131H18ZM65 132H66V131H65ZM97 132H98V130H97ZM121 132H122V131H121ZM126 132L128 133V131H126ZM126 132L122 133L121 137H124V136H125L124 134L127 135ZM193 132H192V133H193ZM26 133H27V132H26ZM29 133H30V132H29ZM68 133H69V132H68ZM88 133H89V132H88ZM111 133H112V132H111ZM145 133H146V132H145ZM151 133H152V132H151ZM154 133H155V132H154ZM157 133H158V132H157ZM160 133H161V132H160ZM165 133H164V134H165ZM14 134H15V133H14ZM20 134H21V133H20ZM85 134H86V133H85ZM99 134H101V133H99ZM106 134H107V133H106ZM106 134H105V135H106ZM120 134H121V133L119 132V134H117L115 138H117L118 135H119V137H120ZM129 134H128L127 136H129ZM141 134H142V133H141ZM161 134H162V133H161ZM173 134H174V133H173ZM180 134H181V132H180ZM180 134H179V137H180V136H185L186 133H185L184 135H182L183 133H182L181 135H180ZM69 135H70V134H69ZM69 135H66V136L69 137ZM93 135H94V134H93ZM97 135H98V134H97ZM97 135H96V136H97ZM110 135H111V134H110ZM186 135H187V134H186ZM18 136H19V135H18ZM24 136H25V135H24ZM41 136H42V135H41ZM80 136H81V135H80ZM80 136H79V137H80ZM82 136H83V135H82ZM82 136H81V137H82ZM99 136H100V135H99ZM111 136H112V135H111ZM113 136H114V134H113ZM131 136H129V139H130L129 141H133V140H134V139H132V138L135 137V136H132V138H130ZM136 136L139 137V135H136ZM142 136H143V135H142ZM142 136H141V137H142ZM170 136H171V135H170ZM170 136L168 137V138H170V140H168V142H169V141L172 142V143L169 142L170 144H172V145H171L172 147H173V146H174V148L177 147V148L174 149V150L177 152V155H178V154H179V155L181 154V153H178V148H179V149L181 150V152H182V149H181V148H182V147H181V142H182V141H183V143H184V142L187 140V142H189V143L186 142V143H187L186 145H190V144H191L190 146H193V144H192L193 141H191L192 139L189 138V137L186 138L187 136L184 137V138L182 137V138H183L182 141H181V138H179V139H180V142H177V140H178V135H176V136H173V135H172L173 138H172V136H171V137H170ZM30 137H31V136H30ZM39 137H40V136H39ZM43 137H44V136H43ZM74 137H75V134H74ZM76 137L78 138V136H76ZM84 137H85V136H84ZM107 137H109V136L107 135ZM162 137H163V136H162ZM166 137H167V136H166ZM175 137H176V138H175ZM34 138H35V137H34ZM91 138H92V137H91ZM103 138H105V137H103ZM124 138H126V137H124ZM142 138H143V137H142ZM22 139H24V138H22ZM25 139H27V138H25ZM40 139H41V137H40ZM69 139H70V138H69ZM78 139H79V138H78ZM80 139H82V138H80ZM92 139H94V138H92ZM96 139H97V138H96ZM113 139H114V138H113ZM120 139H121V138H120ZM136 139H137V138H136ZM138 139H140V138H138ZM166 139H167V138H166ZM176 139H177V140H176ZM184 139H186V140L184 141ZM190 139H191V140H190ZM27 140H28V139H27ZM27 140H23V143H24L25 141L27 142ZM41 140H43V139H41ZM56 140H58V138H57ZM72 140H73V139H72ZM75 140H76V139H75ZM89 140H90V138H89ZM94 140H95V139H94ZM94 140H93V143L95 142ZM98 140H99V139H98ZM123 140H125V139H123ZM126 140H128V139H126ZM188 140H190L192 143H191L190 141H188ZM30 141H32V140H30ZM35 141H36V140H35ZM37 141H38V140H37ZM39 141H40V140H39ZM39 141H38V142H39ZM78 141H81V140H78ZM83 141H84V139H83ZM83 141H82V143H86V142H83ZM90 141H92V140H90ZM111 141H112V140H111ZM118 141H119V140H118ZM118 141H117V145H118V143H120V141H119V142H118ZM129 141H127V143H131V142H129ZM134 141H135V140H134ZM178 141H179V140H178ZM33 142H34V141H33ZM47 142H48V141H47ZM47 142H46V143H47ZM49 142L52 143L51 141H49ZM49 142H48V143H49ZM67 142H68V141H67ZM105 142H106V141H105ZM108 142H109V144L112 145V143H111L110 141H108ZM121 142H123L122 139H121ZM20 143H21V142H20ZM28 143H29V145H30V142H27V144H28ZM31 143H32V142H31ZM43 143H44V141H43ZM53 143H54V142H53ZM77 143H78V142H77ZM90 143H91V142H90ZM115 143H116V141H115ZM115 143H114V144H115ZM137 143H138V141H137ZM137 143H136V145H137ZM178 143H180V145H179ZM18 144H19V143H18ZM21 144H22V143H21ZM64 144H66V142H65ZM64 144H63V145H64ZM67 144H68V143H67ZM95 144H96V143H95ZM107 144H108V143H107ZM107 144H106V146H108ZM133 144H135V143H133ZM42 145H43V144H42ZM85 145H86V144H85ZM89 145H90V144H89ZM117 145H116V153L119 151V149H118L119 147H118ZM130 145H131V144H130ZM165 145H166V144H165ZM177 145H178V146H177ZM27 146H28V145H27ZM35 146H36V145H35ZM112 146L115 147V145H112ZM120 146H121V143H120ZM134 146H135V145H134ZM134 146L131 145L130 147H129V146H128V147H129V149H130L131 147H134ZM182 146H183V144H182ZM56 147H57V146H56ZM64 147H65V146H64ZM87 147H88V146H87ZM108 147H109V150L111 149L110 152H112V149H113V151L115 150V148H113V147H112V148H110V146H108ZM108 147H107V148H108ZM117 147H118V148H117ZM122 147H123V144H122ZM172 147H170V148H172ZM6 148H7V147H6ZM78 148H79V147H78ZM82 148H84L83 145H82V147H81V151H80V150H77L76 148H75L76 150H74L73 148H69V149L66 150V151H67L69 154H72V153L75 154V156H74L75 158H79L80 154L83 155L81 152H83V150H85L86 147H85L83 150H82ZM107 148H106V149H107ZM123 148H124V147H123ZM126 148H127V147H126ZM126 148H125V151L128 150V149H126ZM170 148L168 147V150H170ZM92 149H93V148H92ZM117 149H118V151H117ZM120 149H121V147H120ZM131 149H134V148H131ZM4 150H5V149H4ZM4 150H3V151H4ZM11 150H12V149H11ZM14 150H15V149H14ZM50 150H51V147H50V149H49L48 146L46 147V146L43 145V146H36V147H34V146H33V147L29 146V147H27V148L25 147V148H23L22 150H18V152H19L20 154H22V156H23L24 159L30 161V163H31V161H33L34 159H36V158H38V157H42V155H44V156L47 155V156H48L49 154H47V153H50V152H49ZM101 150H103V149H101ZM121 150H122V149H121ZM166 150H167V148H166ZM172 150H173V149H172ZM172 150H171V151H172ZM6 151H7V149H6ZM52 151H53V150H52ZM59 151H60V150H59ZM122 151H123V150H122ZM122 151H121V152H122ZM130 151H131V150H130ZM175 151H173V152L176 153ZM13 152H14V151H13ZM100 152H101V151H100ZM100 152H99V153H100ZM103 152H104V151H103ZM105 152H107V151H105ZM131 152H132V151H131ZM169 152H170V151H169ZM119 153H120V152H119ZM124 153H127V152H124ZM124 153H122V154H124ZM8 154H9V153H8ZM13 154H14V153H13ZM182 154H183V152H182ZM6 155H7V154H6ZM50 155H51V154H50ZM52 155H53V154H52ZM57 155L60 157V154H59V153H58ZM99 155H100V154H98V156H99ZM101 155H102V154H101ZM109 155H110V157H111V153H109ZM117 155H119V154L117 153ZM15 156H16V155H15ZM15 156H13V157H15ZM53 156H55V155H53ZM84 156H85V155H84ZM84 156H83V157H84ZM94 156H95V154H94ZM107 156H108V155H106V157H107ZM113 156H115L114 152H113ZM16 157H17V156H16ZM74 157H73V158H70V157H69V158H70V159H74ZM81 157H82V156H81ZM96 157H97V156H96ZM104 157H105V156H104ZM11 158H12V157H11ZM65 158H66V157H65ZM84 158H85V157H84ZM6 159L8 160L7 157H6ZM9 159H10V158H9ZM14 159H16V158H14ZM38 159H39V158H38ZM55 159H57V156H55ZM55 159H53V160H55ZM67 159H68V158H67ZM93 159H94V158H93ZM102 159H103V158H102ZM116 159H117V158H116ZM19 160H20V159H19ZM39 160L41 161V158H40ZM47 160H48V159H47ZM62 160H64V159H62ZM62 160H61V161H62ZM74 160H75V159H74ZM76 160H77V159H76ZM83 160H84V159H83ZM85 160H86V159H85ZM3 161H4V160H3ZM3 161H1V162H3ZM10 161H11V160H10ZM22 161H23V160H21V162H22ZM34 161H35V160H34ZM34 161H33V162H34ZM37 161H38V160H37ZM56 161H57V160H56ZM64 161H65V160H64ZM71 161H72V160H71ZM91 161H92V160H91ZM100 161H102V160H100ZM5 162H6V161H5ZM5 162H4V164L2 163L3 166L0 167V177H1L2 180H3V182H1V184H0V203H2V204H3V207H4L5 205L10 204V203L14 202V200H15V202L18 201L17 203L14 202L15 205L17 204V205H18V208H20V207H22L24 204H26L24 201H22V196H23V194L25 195V193H24V192H25V188H24V177H26V176L29 177L28 175H25V174L23 173L25 170H24V171H22V170H23V169H26V167H27V168L30 167L31 165H28V166H27V165H25V166L23 165V166H24V168H23V166H22L23 169H21V168H15V169H17V170H15L16 173H13V172H12L13 175H12V177H11L12 179L10 180V175H11V171H10V169H11V166L5 164ZM19 162H20V161H19ZM35 162H36V161H35ZM53 162H54V161H53ZM69 162H70V161H69ZM176 162H177V161H176ZM13 163H14V162H13ZM13 163H11V164H13ZM16 163H17V162H16ZM16 163H15V164H16ZM55 163H56V162H55ZM58 163H59V162H58ZM117 163H119V161L117 162V161L114 159V157H113V159L111 158V160L109 161L108 166L111 167V168H115V167H117ZM23 164H24V162H23ZM26 164H27V162H26ZM42 164H43V163H42ZM56 164H57V163H56ZM74 164H75V163H74ZM92 164H93V163H92ZM94 164H95V163H94ZM19 165H20V164H19ZM54 165H55V164H54ZM59 165H60V164H59ZM64 165H65V164H64ZM95 165H96V164H95ZM46 166H47V165H46ZM56 166H57V165H56ZM15 167H18V166L15 165ZM59 167H60V166H59ZM64 167H65V166H64ZM70 167H72V166H70ZM32 168H33V167H32ZM57 168H58V167H57ZM57 168H56V169H57ZM45 169H46V168H45ZM52 169H53V168H52ZM59 169H61V168H59ZM12 170H13V169H12ZM29 170H30V169H29ZM54 170H55V167H54ZM54 170H51V172L54 171ZM64 170H65V169H64ZM74 170H75V169H73V171H74ZM117 170H118V168H117ZM15 171H14V172H15ZM27 171H28V170H27ZM27 171H25V172H27ZM30 171H31V170H30ZM32 171H33V170H32ZM32 171H31V172H32ZM61 171H62V170H61ZM76 171H77V170H76ZM31 172H29V174H30ZM43 172H44V171H43ZM63 172H66V171H62V173H63ZM79 172H80V171H79ZM102 172H103V171H102ZM115 172H116V170H115ZM49 173H50V172H49ZM49 173H48V174H49ZM111 173L113 174L114 172H111ZM111 173L109 172V174H111ZM117 173H118V172H117ZM43 174H44V173H43ZM50 174H51V173H50ZM85 174H86V173H85ZM114 174H115V173H114ZM32 175H33V173H32ZM65 175L67 176L68 173H66ZM69 175H70V174H69ZM35 176L37 177V175H35ZM38 176H39V175H38ZM70 176H71V175H70ZM8 177H9V181H8ZM27 177H26V178H27ZM110 177H111V176H110ZM29 178H30V177H29ZM75 178H76V177H75ZM115 178H116V177H115ZM31 179H33V178H31ZM36 179H37V178H36ZM40 179H41V178H40ZM49 179H50V178H49ZM72 179H73V178H72ZM88 179H89V181H90V183H91L90 185H91L93 188H99V187H100L101 180H98V179H97L92 173H90ZM112 179H113V178H112ZM0 180H1V179H0ZM29 180H30V179H29ZM54 180H55V181H54L55 183H54V185H52V188L55 189V188H58V187H59V188H65V189L67 188V189H69V184L67 183V182H68L67 179H65V178H61V179H60V178H57V177H56ZM68 180H69V179H68ZM70 180H71V177H70ZM4 181H6V182H4ZM41 181H42V180H41ZM45 181H48V182H49V180H46V178H45ZM75 181H76V180H75ZM84 181H85V180H84ZM105 181H106V180H105ZM25 182H26V181H25ZM34 182H35V180H34ZM34 182L32 181L33 184H30V185H31L32 187L34 186V190L36 189L37 191H39L38 188H39L40 186H41L40 188H42L43 183H47V182H43V183L41 182L42 185L37 186V188H35L36 186L34 185ZM38 182H39V181H38ZM71 182H72V181H71ZM106 182H107V181H106ZM113 182H114V181H113ZM2 183H3V184H2ZM49 183H50V182H49ZM51 183H52V182H51ZM27 184H29V183H27ZM106 184H107V183H106ZM25 185H26V184H25ZM30 185H28V186H29L30 188H32ZM36 185H37V184H36ZM38 185H39V184H38ZM44 185H45V184H44ZM48 186H49V185H48ZM190 186H191V185H190ZM192 186H193V185H192ZM26 187H27V186H26ZM29 187L26 188V189H28L29 191L32 190V189H29ZM109 187H110V186H109ZM116 187H117V186H116ZM40 188H39V189H40ZM52 188H51V189H52ZM75 188H76V187H75ZM110 188H111V187H110ZM110 188H109V189H110ZM114 188H115V187H114ZM44 189H46V188H44ZM77 189H78V187H77ZM77 189H76V190H77ZM88 189H89V188H83V191H82V192H83V193L88 192ZM14 190H16V192H17V194H18V195L16 196V197H18V200L16 199L15 194H14V198H15V199L13 200V198H12V202H8V200L11 201V200H10V198L12 197L11 194L13 193ZM28 190H27V192H28ZM34 190H33V191H34ZM41 190H42V189H41ZM41 190H40V191H41ZM55 190H56V189H55ZM187 190H189V188H188ZM42 191H43V190H42ZM48 191H49V190H48ZM66 191H67V190H66ZM98 191H99V190H98ZM190 191H191V190H190ZM190 191H189V192H190ZM27 192H26V194H27ZM44 192H45V190H44ZM46 192H47V190H46ZM54 192H56V191H54ZM60 192H61V191H60ZM64 192H65V191H64ZM69 192H70V191H69ZM69 192L67 191L68 194H69ZM71 192H72V190H71ZM189 192H188V193H189ZM4 193H5V195H4ZM35 193H36V192H35ZM47 193H48V192H47ZM62 193H63V191H62ZM76 193H77V192H76ZM96 193H97V192H96ZM98 193H99V192H98ZM29 194H30V193H28V195H29ZM37 194H38V193H37ZM45 194H46V193H45ZM50 194H51V192H50ZM93 194H94V193H93ZM12 195H13V194H12ZM47 195H48V194H47ZM52 195H53V191H52ZM71 195H72V194H71ZM77 195H78V196L80 195L79 192H78ZM25 196H26V195H25ZM25 196H23V197H25ZM29 196H30V195H29ZM39 196H40V194H39ZM45 196H46V195H45ZM64 196H65V195H64ZM67 196H68V195H67ZM80 196H81V195H80ZM46 197H47V196H46ZM50 197H51V195H50ZM51 198H52V197H51ZM79 198H81V197H79ZM30 199H31V198H30ZM40 199H42V198H40ZM44 199H45V198H44ZM69 199H70V196H69ZM81 199H82V198H81ZM96 199H97V198H96ZM37 200H38V199H37ZM45 200H46V199H45ZM21 201H22V202H21ZM26 201H27V200H26ZM30 201H31V200H30ZM33 201H34V200H33ZM49 201H52V200L50 199ZM115 201H116V200H115ZM23 202H24V203H23ZM54 202H57V203H58L59 201L54 200ZM185 202H186V201H185ZM37 203H38V201H37ZM37 203H35V204H37ZM43 203L45 204V202H43ZM95 203H96V202H95ZM109 203H110V202H109ZM2 204H1V205H2ZM12 204H13V203H12ZM22 204H23V205H22ZM35 204H34V205H35ZM46 204H47V203H46ZM49 204H50V202H49ZM69 204H70V203H69ZM96 204H97V203H96ZM15 205H14V206H15ZM26 205H29V204L27 203ZM30 205H31V204H30ZM34 205H33V203H32V206H34ZM184 205H185V204H184ZM11 206H12V205H11ZM45 206H46V205H45ZM59 206H60V205H59ZM61 206H62V205H61ZM63 206H64V204H63ZM97 206H98V205H97ZM111 206H112V205H111ZM113 206H114V205H113ZM1 207H2V206H1ZM8 207H10V206H8ZM16 207H17V206H16ZM16 207H15V208H16ZM26 207H27V206H26ZM26 207H25V205H24L25 210L28 211L29 209H26ZM41 207H42V206H41ZM48 207H51V206H48ZM6 208H7V207H6ZM15 208H14V209H15ZM24 208H23V209H24ZM36 208H37V205H36L34 211H37ZM44 208H45V207H44ZM172 208H173V207H172ZM3 209H5V208H3ZM66 209H67V208H66ZM97 209H98V208H97ZM182 209H183V208H182ZM184 209H185V208H184ZM184 209H183V210H184ZM9 210H10V209H9ZM25 210H22V211H25ZM30 210H32V208H31ZM46 210H47V209H46ZM52 210H53V209H52ZM84 210H85V209H84ZM1 211H2V210H1ZM1 211H0V253H1V250H3V248L5 247V245H7V243L11 240V232H12V229L15 230V228L7 227V226H8V225H7L8 222L4 220V219H7V217H5V215L2 217V213H1ZM12 211H13V209H12ZM16 211H17V210H16ZM18 211H19V210H18ZM32 211H33V210H32ZM44 211H45V210H44ZM61 211H62V210H61ZM86 211H87V210H86ZM13 212H14V211H13ZM20 212H21V211H20ZM30 212H31V211H30ZM30 212H29V215H28L29 217H30V214L32 213V212H31V213H30ZM41 212H42V211H41ZM7 213H8V211H7ZM16 213H17V212H16ZM22 213H23V212H22ZM25 213H26V215H27V212H25ZM37 213H38V212H37ZM37 213H36V214H37ZM53 213H54V212H53ZM8 214H9L8 217H11V218H12V217L14 216L15 218H19V220L17 221L18 224H19V222H20V224H21L22 222H24V223L27 222V223H28V220L26 221V218H25V217H24V218H23V217L20 218V217H18V216H15V213H14V215L12 214L13 216L11 215V213H8ZM31 215H33V214H31ZM40 215H42V214H40ZM23 216H24V215H23ZM38 217H40V216H38ZM38 217H36V218L38 219ZM89 217H90V216H89ZM15 218H13V219L15 220ZM31 218H32V217H31ZM40 218L42 219V217H40ZM48 218H49V217H48ZM54 218H55V216H54ZM94 218H95V217H94ZM96 218H97V217H96ZM34 219H35V218H34ZM90 219H91V217H90ZM31 221H32V220H31ZM62 221H63V220H62ZM6 222H7V223H6ZM33 222H35V221L33 220ZM33 222H32V223H33ZM51 222H52V221H51ZM94 223H95V222H94ZM99 223H100V222H99ZM99 223H98V224H99ZM9 224H10V223H9ZM16 224H17V223H16ZM48 224H49V222H48ZM11 225H12V224H11ZM14 225H15V224H14ZM14 225H13V226H14ZM31 225H32V224H31ZM15 227H17V226H15ZM93 227H94V226H93ZM19 228H20V227H19ZM98 228H99V227H98ZM17 229H18V228H17ZM78 229H79V228H78ZM33 230H34V229H33ZM33 230H32V231H33ZM95 230H96V229H95ZM98 230H99V229H98ZM100 230H101V229H100ZM34 231H35V230H34ZM67 231H68V230H67ZM101 231H102V230H101ZM101 231H100V232H101ZM113 231H114V230H113ZM40 232H41V231H40ZM94 232H95V231H94ZM100 232H98V233H100ZM12 234H13V233H12ZM90 234H91V233H90ZM101 234H102V233H101ZM92 235H94V234H92ZM92 235H91V236H92ZM12 236H13V235H12ZM47 236H48V235H47ZM94 236H95V235H94ZM96 236H97V234H96ZM102 236H103V235H102ZM13 237H14V236H13ZM30 237H31V235H30ZM28 238H29V237H28ZM89 238H90V237H89ZM91 238H92V237H91ZM104 238L106 239V237H104ZM15 239H16V238H15ZM93 239H94V238H93ZM89 240H90V239H89ZM95 240H97L96 237H95ZM95 240H93V241H95ZM20 241H23V240H17V242L15 241V242H16V245L20 246L21 243H24V244L27 243V244H29V245L31 246V248H32L30 251L28 250L29 252H27L26 254H24V255L21 254V255H20V257H21L20 259L22 260V262H21L22 264H32V263H31L32 261H36V260L34 259V257H35V256H34V255H35V250H36L37 252H38V250L41 251L42 255H43L44 253L46 254V253H47V250L45 249V247H44L45 245H44V244H47L46 247L49 248L48 250H50V247L55 246V241H54L52 238H47V237H45L43 234L38 233V232L35 233L34 235L32 234V237H31L30 239H28V240H26V241H23V242H20ZM200 241H201V240H200ZM99 242H100V241H99ZM104 242H105V241H104ZM163 242H164V241H163ZM165 242H166V241H165ZM196 242H197V241H196ZM91 243H92V241H91ZM91 243H90V244H91ZM87 244H88V243H87ZM99 244H100V243H99ZM99 244H98V245H99ZM166 244H167V243H166ZM80 245H81V244H80ZM94 245H95V244H94ZM88 246H89V245H88ZM13 247H14V246H13ZM90 247H91V246H90ZM195 247H196V246H195ZM92 248H93V246H92ZM92 248H91V250H92ZM112 248H113V247H112ZM200 248H201V247H200ZM4 249H5V248H4ZM20 249H21V248H20ZM55 250H56V249H55ZM59 250H60V249H59ZM88 250H89V248H88ZM198 250H199V249H198ZM52 251H53V250H52ZM66 251H67V250H66ZM92 251H94V250H92ZM199 251H200V250H199ZM3 252H5V251H3ZM68 252H69V251H68ZM59 253H61V252H59ZM63 253H64V252H63ZM66 253H67V252H66ZM6 254H7V251H6ZM6 254H5V255H6ZM49 254H50V253H49ZM55 254H56V253H55ZM92 254H93V253H92ZM36 255H38V253H37ZM59 255H60V254H59ZM62 255H63V254H62ZM6 256H7V255H6ZM22 256H23V257H22ZM1 257H2V256H1ZM16 257H17V256H16ZM16 257H15V254L12 255V256L9 258V261L12 262V260H14ZM36 257H37V256H36ZM43 257H44V256H43ZM46 257H47V256H46ZM46 257H44V258H46ZM55 257H56V256H55ZM40 259H43V258L40 256ZM89 259H90V258H89ZM92 259H93V258H92ZM18 260H19V259H18ZM49 260H50V259H49ZM7 261H8V260H7ZM14 261H15V260H14ZM14 261H13V262H14ZM16 261H17V260H16ZM42 261H43V260H42ZM42 261H40V262H42ZM45 261H46V260H45ZM6 263H7V262H6ZM9 263H10V262H9ZM85 263H86V262H85ZM92 263H93V261H92ZM94 263H95V262H94ZM10 264H11V263H10ZM15 264H17V262H16ZM115 264H119V260H117V261L115 262Z\"/></svg>",
  "mask_w": 264,
  "mask_h": 264
}]
</instances>
